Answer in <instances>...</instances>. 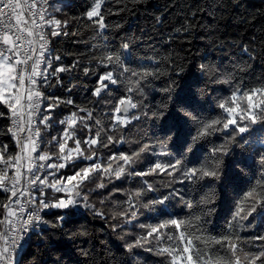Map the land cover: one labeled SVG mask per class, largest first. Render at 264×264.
Masks as SVG:
<instances>
[{"label":"trees","instance_id":"16d2710c","mask_svg":"<svg viewBox=\"0 0 264 264\" xmlns=\"http://www.w3.org/2000/svg\"><path fill=\"white\" fill-rule=\"evenodd\" d=\"M93 7L94 0H59L50 14L61 21L52 62L71 69L65 71L58 91L62 101L53 134L64 127V116L74 111L85 117L79 111L85 108L92 117L76 127L81 148L87 149L83 141L88 134L94 137L99 131L101 141L92 149L95 161L73 159L64 177L93 163L107 164L109 157L122 153L133 162L111 161L113 170L124 165L119 179L96 171L79 183L72 196L75 205L52 208L45 215L47 228L32 233L19 264H170L166 254L157 253L179 243L171 226L161 230L163 235L153 234L142 246L127 250L146 234L147 227L141 225L169 219L183 221L181 231L190 234L194 250L223 255L222 246L209 238L237 236L238 253L260 251L264 241L255 237L264 235V215L257 208L242 220L235 212L247 210L249 192L255 190V196L264 190V120L242 134L220 125L208 135L199 132L202 125L226 116L219 105L237 89L264 87V0H103V29L94 23L98 17L86 16ZM109 71L118 82L105 81L108 88L99 97L93 95L99 77ZM121 98L136 105L124 125L112 119ZM0 112L8 113L7 107L0 104ZM8 129L9 119L0 117V145L6 144L14 155L15 141ZM107 136L114 142L108 143ZM144 145L147 150L140 152ZM217 149H227V154ZM137 152L140 155L134 156ZM176 160L180 163L173 175H168L171 169L133 174ZM218 160V177L190 181L183 176L188 169L214 168ZM164 197V204L153 203ZM62 198H67L62 192H49L47 197L51 202ZM5 200L0 192V203ZM2 214L0 207V220ZM169 235L177 238L169 240Z\"/></svg>","mask_w":264,"mask_h":264},{"label":"snow or ice","instance_id":"6c2138e0","mask_svg":"<svg viewBox=\"0 0 264 264\" xmlns=\"http://www.w3.org/2000/svg\"><path fill=\"white\" fill-rule=\"evenodd\" d=\"M46 4L47 0H43ZM103 0H94V7L86 12V16L89 20H93L94 17L99 19L94 20V23L99 26L100 29L106 27L104 24V18L101 15V4ZM38 0H33L30 5H27L26 10L29 12L28 17L24 16L21 9L19 0H0V104L7 107L8 113L0 112V117H7L12 120V127L8 131L12 134L16 140V145L20 149L19 152L13 156L8 153L7 145H0V190L9 193L8 202L0 203V207L4 208L5 217L0 220V224H8L11 226L10 232L0 233V240H3V246L0 247V264H14V252L16 248L20 246L19 241L31 230H34V225L38 226L44 222L39 215L40 211L48 208H68L75 205L76 200L73 199L72 194L75 189L86 180L93 172L99 171L102 175H107L110 178L115 176L117 179L124 173V165H120L115 170L111 161H124L127 165L133 162V157L127 154H120L119 157L113 155L109 157L107 164L93 163L87 165L72 176L60 177L59 179L49 182L47 176L41 177L40 172L44 169L45 163L37 165V161L46 162L52 159L47 153L41 154L38 157H34V153L39 148L40 128L36 126L37 121L34 117L39 116V109L44 99V94L39 90V80L48 81L49 74L47 68L51 67L50 61L45 60V52L47 51L48 41L44 33L45 25L51 27L52 36L61 35V32L57 29L61 28V21L55 18H45V12L34 11L37 8ZM6 17V19H5ZM14 21V23H13ZM66 23L64 27L66 28ZM63 35H68L67 31L63 32ZM127 48V44L124 45ZM58 60L59 57H56ZM106 59L109 62H113L112 56H107ZM116 62H119V58H115ZM31 62V63H29ZM44 64L45 68L41 69V65ZM75 67V65H72ZM70 68L58 67L53 70V75H57L60 72L70 71ZM127 71V69H124ZM85 72L88 69H84ZM149 73H145L147 75ZM108 81L110 84H116L118 79L114 77L113 72L109 71L102 74L98 81L97 87L93 90V95L99 97L100 93L108 88ZM256 97L257 99H253ZM55 101V103L49 104L45 109L46 112H51L53 108L58 106L60 101L59 97H49ZM67 103H73L72 100H68ZM243 103V107H241ZM123 106V107H122ZM220 108L224 110L226 116L223 119L215 120L211 123L201 126L200 135H208L210 131H215L216 125H220L223 129H229L232 126V131L242 134L249 130L251 124H255L258 120H264V87L249 89L241 91L237 89L231 97L220 103ZM135 108L136 105L132 103L130 98H121L117 107L114 109L112 119L116 124L124 125L128 122L126 116H121L120 113L123 110L125 113L128 108ZM80 112H85V117H78L77 113H72L71 116L61 121L62 124H67L68 129L74 128L77 121L83 122L86 119H91L92 112L85 108H80ZM191 116V113H187ZM50 116H39V124L48 127V121ZM239 119V123H238ZM248 121L249 123H244ZM97 124L99 121L96 122ZM84 127H88L87 124ZM66 129L62 136V142L59 144V155L57 159L60 163L47 164L49 169H61L67 166L75 158H83L84 160L97 159L93 146L100 143V132L98 131L91 139H85L83 142L87 145V149L81 148V141L75 139L74 147L68 148L65 154L68 140H72L75 133ZM89 131L91 129L89 128ZM55 140L56 138L53 137ZM107 142H114L112 136H107ZM107 147V143L104 144ZM148 145H144L140 152L147 150ZM85 151H88V155H85ZM215 151L227 154V149H217ZM140 152L134 154L139 156ZM167 155L168 153H163ZM264 159V157H262ZM180 161L169 162L167 164H155L149 172H135L134 175L144 176L156 172V170L165 171L171 169L168 175H173L178 170ZM219 163L217 161L216 167L211 169H188L184 171L183 176L190 180L195 181L203 176L218 177L219 175ZM9 170L13 171V175L9 177ZM55 172L49 173V175H55ZM25 180L26 183L22 184L21 181ZM77 183H73V182ZM183 182V181H181ZM71 185L72 187H69ZM103 187V184L100 185ZM36 188L39 191V207L35 208L37 197L33 194L31 189ZM51 188L55 192H63L67 194V198L57 199L54 202H45L43 196L45 195L44 189ZM151 190V186H149ZM254 192H249L248 197H252L249 206L246 211L238 208L235 215L240 219H247L252 213L260 209V214L264 215V190H261L254 196ZM79 195V193H76ZM135 196L141 195L140 191H137ZM28 197L27 201L24 200ZM86 199V198H85ZM167 197H164L153 203L164 204ZM22 201H24L22 203ZM26 205H32L33 211L25 216L27 211ZM18 206V210H17ZM134 207V205H132ZM188 207H191L189 204ZM244 215H241V212ZM122 216H127V213H121ZM132 217H135V212L131 213ZM62 219V217H61ZM183 221L179 219H169L164 223L145 226L147 227L146 234L127 245V250L135 246H142V241L147 242L148 238L157 234V237L163 235L162 229H166L169 226L176 229L178 233L179 243L167 247H163L157 254H166L170 259V264H256L260 261V264H264V247L258 252H244L242 249L238 253V244L234 241H238L240 238L237 236H224L209 238L208 242L220 244L224 250V254L221 255L219 251L212 255L208 254L207 249H195L193 246V240L189 236L185 235V231H181V225ZM16 225H19L16 227ZM172 240L174 236L169 235L167 237ZM201 239V237H196ZM257 240L264 241V235L255 237ZM151 250V249H149ZM243 257V262L241 260Z\"/></svg>","mask_w":264,"mask_h":264},{"label":"built area","instance_id":"2783aa9c","mask_svg":"<svg viewBox=\"0 0 264 264\" xmlns=\"http://www.w3.org/2000/svg\"><path fill=\"white\" fill-rule=\"evenodd\" d=\"M59 0H47V3L45 4L43 2V0H38V3H37V8L34 9V11H43L44 9H47V11L44 13L45 14V18H49L50 17V14H51V10L53 8V6L58 2ZM20 4H21V9L18 10L19 11H23L24 12V16L27 18L28 15H29V12L26 10L27 8V5H30L33 0H19ZM6 19V17H5ZM14 23V21H13ZM53 29L47 25H45L44 27V33L46 35V39L48 41V44H47V51L45 52V60L46 61H50L51 63V67L50 68H47V72L49 74V77H48V81L45 83L44 81L42 80H39L38 81V84L40 85V91L44 94V99L41 103V107L39 109V116H44V115H48L51 117V119L48 121V127H45L44 125H41L39 124V116L37 117H34V119L37 121V124L36 126L40 128V137H39V148L38 150L33 154L34 157H38L39 155L41 154H44V153H47L49 154L50 156H52V159L51 160H48L46 162H39L37 161V165H39L40 163H45V167L43 170H41L40 172V175L42 178H44L45 176H47L49 182L53 181V180H56V179H59L60 177H64V171L66 170V168L68 167L69 163L67 164L66 167L64 168H61V169H49L47 168V164H51V163H60L61 161L57 159V156L60 154L59 153V144L62 142V136H63V133L66 129H68V125L67 124H64V127H62L60 129V131L58 133L53 134L55 133L54 131V125H55V120L54 118L57 117V113L60 112V106H61V101H62V97L61 95H59V90L63 87V83H62V78H63V75L65 73L64 72H60L57 75H53V70L58 68V67H55V64L52 62V52H53V39H54V36H52L50 33ZM31 63V62H29ZM45 68V65L42 64L41 65V69H44ZM49 97H59L60 98V101L58 103V106L53 108V110L51 112H46L45 109L47 108V106L49 104H52V103H55L54 100L52 99H49ZM72 105V103H71ZM74 113V111H72L70 114L68 113V115L64 116L67 120L71 114ZM52 122V124H51ZM79 125V120L77 121L76 125L74 128H71V129H68L69 131H72L75 133V136L73 137L72 140H68L67 142V147L65 149V154L67 153V149L68 148H73L72 146V142L75 140V139H78V134H77V131H76V127ZM12 127V120L9 119V128ZM12 135V134H11ZM53 137H55L56 139L54 140ZM91 135L88 134L87 135V139H91ZM15 141V147H16V152H19L20 149L17 147L16 145V140L14 139ZM8 147V146H7ZM8 153H9V148H8ZM15 154L13 156H15ZM0 167H3L2 165H0ZM51 172H55L56 174L55 175H49V173ZM9 177H11L13 175V171L12 170H9V173H8ZM22 184H25L26 181L22 179L21 181ZM31 191L33 192V194L37 197V200H36V203H35V208H38L39 207V199L41 198L40 195H39V191L36 189V188H33L31 189ZM0 192L2 193V195L5 197V203L8 202V197H9V193H6V192H3L2 190H0ZM49 192H54V193H57L55 192L53 189L51 188H45L44 189V193L45 195L43 196V199L45 202H50L47 197H48V193ZM63 193V192H62ZM66 194V193H65ZM67 195V194H66ZM28 197H25L24 200L27 201ZM24 201H22L23 203ZM26 208H27V211L25 212V216H27L28 213H31L34 209H33V206L32 205H26ZM52 208H48V209H44L42 211H40L39 215L42 217L43 221L42 223H40L38 226H33L34 227V230H31L29 231L22 240L19 241V244L20 246L18 248H16L15 252H14V264H19L20 262V259L23 255V253L25 252L29 242H30V239H31V235L32 233L35 231V230H42V229H46L47 228V223L45 221V215L48 214L50 211H51ZM17 210H18V206H17ZM5 209L3 208V214H2V219H4L5 217ZM19 225H16V227H18ZM10 228L11 226L4 223V224H1V227H0V233H4V232H9V234H12L10 232ZM3 246V240H0V247Z\"/></svg>","mask_w":264,"mask_h":264},{"label":"water","instance_id":"95a60500","mask_svg":"<svg viewBox=\"0 0 264 264\" xmlns=\"http://www.w3.org/2000/svg\"><path fill=\"white\" fill-rule=\"evenodd\" d=\"M131 111V107L128 108L127 112L125 113L123 110L121 111V115L127 116L129 112Z\"/></svg>","mask_w":264,"mask_h":264},{"label":"rangeland","instance_id":"374dc122","mask_svg":"<svg viewBox=\"0 0 264 264\" xmlns=\"http://www.w3.org/2000/svg\"><path fill=\"white\" fill-rule=\"evenodd\" d=\"M253 99L255 100V99H257V98H256V97H254ZM243 106H244V105H243V103H241V107H243ZM122 107H123V106H122ZM238 120H239V119H238ZM73 183H77V182H75V181H74ZM69 187H72V186H71V185H69ZM73 193H74V192H73ZM72 196H73V194H72ZM63 209H65V208H63Z\"/></svg>","mask_w":264,"mask_h":264}]
</instances>
